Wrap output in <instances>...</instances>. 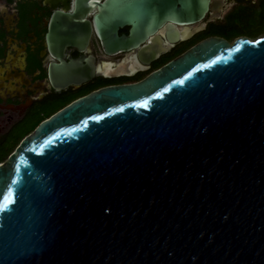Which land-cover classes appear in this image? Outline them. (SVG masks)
Returning <instances> with one entry per match:
<instances>
[{
    "label": "water",
    "instance_id": "1",
    "mask_svg": "<svg viewBox=\"0 0 264 264\" xmlns=\"http://www.w3.org/2000/svg\"><path fill=\"white\" fill-rule=\"evenodd\" d=\"M134 4L98 3L106 49L142 24ZM78 26L51 19L46 41H85ZM0 264H264V36L205 39L41 120L0 162Z\"/></svg>",
    "mask_w": 264,
    "mask_h": 264
},
{
    "label": "flooded vegetation",
    "instance_id": "2",
    "mask_svg": "<svg viewBox=\"0 0 264 264\" xmlns=\"http://www.w3.org/2000/svg\"><path fill=\"white\" fill-rule=\"evenodd\" d=\"M75 1L0 0V131L6 129L7 134L37 120L35 127L80 97L139 83L205 39L217 37L229 43L243 36L250 39L248 33L263 22L260 15L254 28L229 30L242 25L236 18L244 10H253L252 5L264 0H203L207 8L195 21L183 17L185 0H172L176 13L159 9L158 1L167 0H156L155 10L152 0H135L130 13L141 17L142 24L132 19L112 27L106 49L101 36L104 27L93 19L104 0H85L80 14L74 10ZM186 1L193 11L201 0ZM73 17L78 27L88 29L87 39L49 45L46 33L51 19ZM152 18L157 19L156 27L151 26ZM131 33L128 47L114 45L113 37ZM53 76L61 82L55 84Z\"/></svg>",
    "mask_w": 264,
    "mask_h": 264
},
{
    "label": "rangeland",
    "instance_id": "3",
    "mask_svg": "<svg viewBox=\"0 0 264 264\" xmlns=\"http://www.w3.org/2000/svg\"><path fill=\"white\" fill-rule=\"evenodd\" d=\"M253 10H244L243 13L240 15V17H237L236 19L240 18V23L239 27H232L230 28V32H237L240 30H244L245 28L247 29L248 27L246 26H253L252 28L255 27L257 23V19L260 18V15H262L263 22L261 25H258L256 28H259L257 32L253 31L255 35L253 37L250 36V39L254 40L258 37L264 36V2L262 4H255L252 5ZM251 32V33H253ZM250 34V33H249ZM248 34V35H249ZM36 120V119H35ZM37 121V120H36ZM36 121H33L30 126L28 127H23V128H18L14 129L12 131H9V133L6 134V129L0 131V160L4 161L10 153L14 151V149L18 146L19 142L23 139L25 135L28 134L30 129L34 126ZM36 127V126H35ZM30 133V132H29ZM5 152V156L2 158L3 153Z\"/></svg>",
    "mask_w": 264,
    "mask_h": 264
},
{
    "label": "trees",
    "instance_id": "4",
    "mask_svg": "<svg viewBox=\"0 0 264 264\" xmlns=\"http://www.w3.org/2000/svg\"><path fill=\"white\" fill-rule=\"evenodd\" d=\"M258 30H259V28H258L255 32H257ZM248 34H249V33H248ZM253 35H255L254 32L249 34V36H251V37H253ZM32 128L34 129L35 127L33 126ZM33 129H32V130H33ZM30 130H31V129H30ZM32 130H31V131H32ZM31 131H29V132H31ZM29 132H28V133H29ZM4 156H5V152L3 153L2 158H3ZM0 162H1V160H0Z\"/></svg>",
    "mask_w": 264,
    "mask_h": 264
},
{
    "label": "snow or ice",
    "instance_id": "5",
    "mask_svg": "<svg viewBox=\"0 0 264 264\" xmlns=\"http://www.w3.org/2000/svg\"><path fill=\"white\" fill-rule=\"evenodd\" d=\"M180 83H182V81Z\"/></svg>",
    "mask_w": 264,
    "mask_h": 264
}]
</instances>
